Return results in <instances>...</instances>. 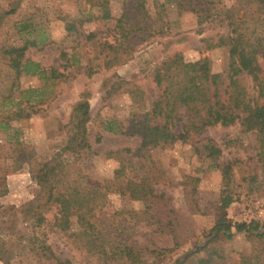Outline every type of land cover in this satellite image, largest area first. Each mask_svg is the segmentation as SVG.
Listing matches in <instances>:
<instances>
[{
  "label": "rangeland",
  "instance_id": "374dc122",
  "mask_svg": "<svg viewBox=\"0 0 264 264\" xmlns=\"http://www.w3.org/2000/svg\"><path fill=\"white\" fill-rule=\"evenodd\" d=\"M178 1L108 0L110 18L101 19L98 8L86 0H0V247L4 246L0 264L4 260L9 264H58L49 253L41 251L42 244L62 261L68 260L67 264H121L97 260L85 251L74 236L79 229L74 217L64 233L51 225L54 209L46 213L47 221L40 226L23 218L19 211L38 191L34 174L44 161L64 159L71 177L86 184L111 179L119 156L136 159L132 153L139 146V137L105 128L112 123L115 128L125 129L132 113L147 106L133 103L126 88L136 84L145 96H151L155 91L151 71L166 57L176 52L186 61L208 57L212 72L220 74L222 91L228 46L207 49L202 39L216 34L229 36L225 12L239 16L244 10L254 12L257 2L208 0L210 18L200 21L198 13L179 7ZM196 2L191 0V4ZM202 9V5L197 8ZM122 17L135 25L128 36L134 50L122 63L104 67L99 43L115 40L117 19ZM27 24L30 27L23 29ZM259 28L264 33V26ZM41 33L42 42L29 46L22 62L38 64V71L44 70L47 75L51 69L60 75L45 78L38 71H30L15 79L3 49L20 46L24 38ZM90 33L94 36L87 38ZM256 63L262 91L246 72L238 76V81L254 102L264 105V56H259ZM88 68L92 70L90 76L86 74ZM83 92L89 93L91 151L77 158L61 149L69 133L71 107ZM15 110L28 116L8 117ZM181 123H176L177 128ZM207 140L220 149L215 160L201 150ZM151 147L150 155L166 176L164 183L155 186L152 203L109 193L100 210L103 217L118 223L125 220L126 234L140 247L170 248L176 243L161 264H263L264 235L234 231L229 239H214L208 232L222 193L235 199L226 209L232 223L238 222L233 217L242 205L264 207V166L260 160L264 138L255 131H242L238 123L216 124L187 143ZM227 162H231L229 177L223 179L221 167ZM170 219L177 224L173 232L166 227L160 230ZM259 224H264V216ZM263 230L261 227L259 232Z\"/></svg>",
  "mask_w": 264,
  "mask_h": 264
},
{
  "label": "trees",
  "instance_id": "16d2710c",
  "mask_svg": "<svg viewBox=\"0 0 264 264\" xmlns=\"http://www.w3.org/2000/svg\"><path fill=\"white\" fill-rule=\"evenodd\" d=\"M86 1L91 7L98 8L100 12L98 17L110 18L108 0ZM255 2L257 9L254 12L244 10L240 16L236 12H225L223 19L226 21L229 36L216 34V37L202 39L207 49L228 46L229 62L222 91L220 74L212 72L208 57L186 61L178 52L166 57L151 71L155 89L151 96H145L144 90L136 84H130L126 88L133 103L141 105L147 103V106L142 111L132 113L125 129L115 128L112 123H107L105 128L111 132L118 131L120 134L137 135L140 143L137 150L132 153L136 159H130L127 155L119 156V165L111 179L86 184L71 177L68 162L64 159L42 162L34 174L38 191L31 200L21 206L19 212L22 217L32 219L35 226H40L47 221L46 213L54 209L51 225L65 233L70 229V221L74 217L79 227L74 236L79 239L85 251L95 255L97 260L118 261L121 264H161L162 258L174 250L176 243L170 248L140 247L126 234L128 224L125 220L115 222L109 217H103L100 210L109 193L127 195L130 199L143 204L152 203L156 196L155 186L164 183L166 176L163 168L150 155V146L162 148L175 143H187L207 127L216 124L228 126L238 123L242 131H255L264 138V105L254 102L238 81V76L246 72L257 82V58L264 56V33L259 30V27L264 26V0ZM208 3V0H197L195 4H191V0L186 2L179 0L178 6L195 11L199 20L204 21L210 18L207 13ZM200 5L203 7L201 11L197 10ZM28 27L29 24L23 25V29ZM116 27L118 38L99 43L104 67L122 63L134 50V46H129L128 36L136 29L135 25L122 17L117 19ZM93 36L94 34L90 33L87 38ZM43 38V33L36 34L35 38H24L20 46L9 45L3 49L8 65L14 71L15 79L22 72L38 71V64L22 62V58L29 46H36ZM64 55L62 54V57ZM31 65L32 70L29 69ZM86 74L90 76L92 70L88 68ZM38 75L56 78L60 73L51 69L50 75H47L44 70H39ZM257 84L261 92L263 88L259 82ZM88 95V92H83L79 100L72 105L68 120L69 133L66 144L61 149V152H70L77 158L91 151L88 139L90 120ZM22 116L27 117L28 114L15 110L8 117L14 119ZM178 121H182L179 128L176 126ZM201 150L213 160L220 153V149L210 140L202 144ZM125 151L130 152L129 149ZM260 160L264 166V154ZM230 166L231 162H227L221 167L223 179L229 177ZM189 179L193 178L188 177L187 180ZM191 191V194H194V186L191 187ZM234 201L231 194L220 195L216 205L217 216L208 235L214 239L220 236L229 239L234 231L258 232L264 235V230L259 232L261 227H264L259 221L232 223L227 218L226 209ZM174 225L177 224L170 219L160 227V230L163 231L166 227L168 232H173ZM1 249L3 251V244L0 251ZM41 251L49 253V257L55 259L58 264L68 262L56 257L46 244H42ZM4 264H9L8 260H4Z\"/></svg>",
  "mask_w": 264,
  "mask_h": 264
},
{
  "label": "built area",
  "instance_id": "2783aa9c",
  "mask_svg": "<svg viewBox=\"0 0 264 264\" xmlns=\"http://www.w3.org/2000/svg\"><path fill=\"white\" fill-rule=\"evenodd\" d=\"M263 216L264 207L262 205H242L240 211L235 217H233V219L234 221L248 223L250 221H259Z\"/></svg>",
  "mask_w": 264,
  "mask_h": 264
}]
</instances>
